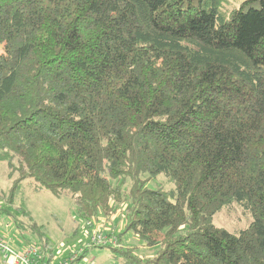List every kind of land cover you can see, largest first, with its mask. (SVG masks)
<instances>
[{"label": "trees", "instance_id": "trees-1", "mask_svg": "<svg viewBox=\"0 0 264 264\" xmlns=\"http://www.w3.org/2000/svg\"><path fill=\"white\" fill-rule=\"evenodd\" d=\"M0 162L86 220L131 181L126 232L156 256L86 252L264 264V0H0ZM234 207L250 224L217 226ZM2 215L52 264L41 226Z\"/></svg>", "mask_w": 264, "mask_h": 264}, {"label": "rangeland", "instance_id": "rangeland-1", "mask_svg": "<svg viewBox=\"0 0 264 264\" xmlns=\"http://www.w3.org/2000/svg\"><path fill=\"white\" fill-rule=\"evenodd\" d=\"M229 1L232 5H238L244 0ZM10 172L8 163L0 162V209L11 210L19 217V221L28 226L36 224L43 228L49 236L54 250L52 264H64L71 258H78L79 254L91 244V239L96 234L104 236L110 243L117 245L119 237L121 239L119 246L125 249L134 248L143 259L156 256L157 247H147L133 232H126L127 207L123 204L124 200H127V192L131 188L130 180H127V184L122 188L126 198L120 200L111 198L107 207L98 209L90 220H86L80 214L75 199L70 194L54 196L45 189L33 188L29 181L22 182L16 191L13 190L17 176H12ZM160 185L166 190L172 188V184L162 176L149 183V187L152 188ZM214 222L219 227L237 232L247 227L251 218L240 208L234 207L219 213ZM29 234L27 237L31 238ZM20 236L14 219L7 215L0 216V237L19 243ZM12 245L14 244L12 243ZM83 253L82 255L85 254ZM75 264L121 263L115 258L111 248L94 247L86 252L80 262Z\"/></svg>", "mask_w": 264, "mask_h": 264}, {"label": "built area", "instance_id": "built-area-1", "mask_svg": "<svg viewBox=\"0 0 264 264\" xmlns=\"http://www.w3.org/2000/svg\"><path fill=\"white\" fill-rule=\"evenodd\" d=\"M21 237V236H20ZM18 238L19 243L15 240L7 241L0 237V264H48L47 257L43 255V248L36 243L23 244L24 238ZM12 243L14 245H12ZM110 241L102 235H94L91 239L90 248L93 245H108ZM84 251H82L83 253ZM81 253V254H82ZM71 258L70 260H72ZM69 262V261H68ZM65 262L64 264H68Z\"/></svg>", "mask_w": 264, "mask_h": 264}, {"label": "crops", "instance_id": "crops-1", "mask_svg": "<svg viewBox=\"0 0 264 264\" xmlns=\"http://www.w3.org/2000/svg\"><path fill=\"white\" fill-rule=\"evenodd\" d=\"M85 250H86V248H85ZM80 255H81V254H79V256H80ZM79 256H78V259L80 258ZM73 259L75 260V259H77V258H73Z\"/></svg>", "mask_w": 264, "mask_h": 264}]
</instances>
